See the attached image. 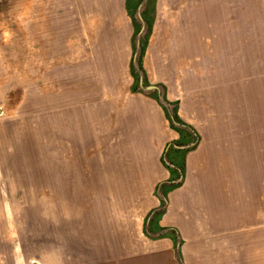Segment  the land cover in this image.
Returning a JSON list of instances; mask_svg holds the SVG:
<instances>
[{
	"label": "rangeland",
	"instance_id": "rangeland-1",
	"mask_svg": "<svg viewBox=\"0 0 264 264\" xmlns=\"http://www.w3.org/2000/svg\"><path fill=\"white\" fill-rule=\"evenodd\" d=\"M16 1L0 3V264L122 259L150 239L145 216L168 188L160 171L170 168L174 133L206 129L213 73L201 57L160 56L156 11L142 38L141 11L130 19L124 0H43L55 38L47 73L38 0ZM147 35L141 73L138 41ZM205 60L216 77L240 62ZM255 60L264 64L247 57L248 77Z\"/></svg>",
	"mask_w": 264,
	"mask_h": 264
},
{
	"label": "crops",
	"instance_id": "crops-1",
	"mask_svg": "<svg viewBox=\"0 0 264 264\" xmlns=\"http://www.w3.org/2000/svg\"><path fill=\"white\" fill-rule=\"evenodd\" d=\"M22 1H16L19 8ZM31 6L37 26H46V32L38 28L35 40L49 73L55 54L52 7L43 0ZM123 7L130 19L141 11L142 38L153 30L157 12L160 56L201 57L207 63L205 71L213 74L204 82L206 129L190 124L191 133L171 138V165L160 171L168 192L161 191L163 200L155 198L145 216L150 239L145 237L143 247L116 261L86 264H264V64L255 60L249 77L246 67L247 57H264V0H124ZM218 55L240 62L216 77L205 59ZM185 136L190 143L180 140Z\"/></svg>",
	"mask_w": 264,
	"mask_h": 264
},
{
	"label": "trees",
	"instance_id": "trees-1",
	"mask_svg": "<svg viewBox=\"0 0 264 264\" xmlns=\"http://www.w3.org/2000/svg\"><path fill=\"white\" fill-rule=\"evenodd\" d=\"M129 1V0H128ZM128 8H130L131 9V7H128ZM133 13L134 12H132L131 13V17H135V15H133ZM149 28H151V25H149L148 26ZM146 41L147 40H145V42L144 43H142L141 42V54H140V56H139V58H138V61H137V67H138V69L140 70V72L141 73H144V69H143V65H142V59H143V54H144V51H145V48H146ZM132 73L134 74V76H135V78H136V80H137V84H138V86L140 85V76L138 75V74H136V72H135V69H136V67L134 66V64H132ZM142 78V77H141ZM144 84H146V81L144 82ZM173 119H176L177 120V122L179 123V124H181L182 122L180 121V119H179V116L177 115V111H174V115H173ZM182 126V125H181ZM179 130H180V134L181 133H183V132H181L182 131V129L181 128H179ZM185 137H187V136H185ZM190 137V136H189ZM189 137H187V138H189ZM187 141L189 142L190 140H188L187 139ZM171 189H173V188H171ZM165 193H167L168 192V190H166V191H164Z\"/></svg>",
	"mask_w": 264,
	"mask_h": 264
},
{
	"label": "water",
	"instance_id": "water-1",
	"mask_svg": "<svg viewBox=\"0 0 264 264\" xmlns=\"http://www.w3.org/2000/svg\"><path fill=\"white\" fill-rule=\"evenodd\" d=\"M142 32H143V28H142L141 32L139 33V35H141ZM140 85H142V78L140 79ZM156 89H157V87H155V86H148L146 88L147 91H152V90H156Z\"/></svg>",
	"mask_w": 264,
	"mask_h": 264
},
{
	"label": "bare ground",
	"instance_id": "bare-ground-1",
	"mask_svg": "<svg viewBox=\"0 0 264 264\" xmlns=\"http://www.w3.org/2000/svg\"><path fill=\"white\" fill-rule=\"evenodd\" d=\"M191 42H192V41H191ZM187 43H188V42H187ZM187 43H186L185 45H187ZM189 43H190V42H189ZM192 43H193V46H194V45H195V44H194L195 42L193 41ZM179 44H180V43H179ZM183 45H184V44H183ZM190 46H192V45L190 44ZM190 46H189V47H190ZM181 50H182V49H181ZM175 51H176V50H175Z\"/></svg>",
	"mask_w": 264,
	"mask_h": 264
}]
</instances>
